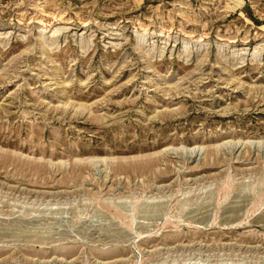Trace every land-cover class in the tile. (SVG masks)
<instances>
[{
	"label": "rangeland",
	"instance_id": "rangeland-1",
	"mask_svg": "<svg viewBox=\"0 0 264 264\" xmlns=\"http://www.w3.org/2000/svg\"><path fill=\"white\" fill-rule=\"evenodd\" d=\"M0 264H264V0H0Z\"/></svg>",
	"mask_w": 264,
	"mask_h": 264
}]
</instances>
